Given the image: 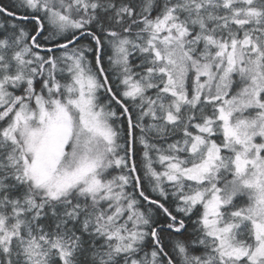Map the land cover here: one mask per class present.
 I'll return each instance as SVG.
<instances>
[{"label":"snow or ice","instance_id":"snow-or-ice-1","mask_svg":"<svg viewBox=\"0 0 264 264\" xmlns=\"http://www.w3.org/2000/svg\"><path fill=\"white\" fill-rule=\"evenodd\" d=\"M0 264H264V0H0Z\"/></svg>","mask_w":264,"mask_h":264}]
</instances>
